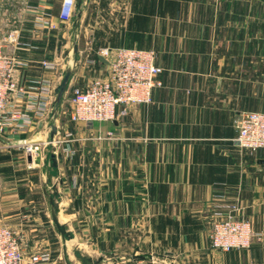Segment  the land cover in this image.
<instances>
[{
  "label": "crops",
  "instance_id": "0c3cea01",
  "mask_svg": "<svg viewBox=\"0 0 264 264\" xmlns=\"http://www.w3.org/2000/svg\"><path fill=\"white\" fill-rule=\"evenodd\" d=\"M62 2L0 0V35L21 42L4 51L27 63L16 80L53 92L26 130L0 133V225L21 236L22 264H84L76 251L93 264H264V148L235 140L242 112H264V0H76L72 23ZM107 46L155 51L162 84L114 121H73L70 90L108 77ZM46 140L38 156L22 146ZM233 203L261 237L214 249Z\"/></svg>",
  "mask_w": 264,
  "mask_h": 264
},
{
  "label": "built area",
  "instance_id": "2783aa9c",
  "mask_svg": "<svg viewBox=\"0 0 264 264\" xmlns=\"http://www.w3.org/2000/svg\"><path fill=\"white\" fill-rule=\"evenodd\" d=\"M76 0H63L60 11L62 21H70L74 15ZM41 22L47 23L43 17ZM20 45L16 30L0 35V133L24 131L33 119L43 116L50 106L52 90L50 82L38 81L37 86L28 87L19 83L15 71L27 63L17 56L4 51L5 41ZM98 55L109 65L107 78H95L85 88L74 87L70 98L71 119L92 124L96 121H114L126 115L132 105L152 102L153 89L161 85L158 78L162 68L156 64L153 50L128 47H101ZM47 68H55L56 63L44 62ZM17 103H20L19 105ZM22 103V105H21ZM21 105V106H20ZM238 135L236 142L242 148L257 151L264 148V112L244 111L236 121ZM112 132L103 138H114ZM51 141H24L22 146L32 157L38 155L43 144ZM237 203L225 206L218 213L210 233L214 249L230 251L248 248L255 237L251 222L241 214ZM24 252L21 236L12 228L0 225V264H22ZM42 257L33 256L32 261L39 264ZM148 264H167L156 256H150Z\"/></svg>",
  "mask_w": 264,
  "mask_h": 264
},
{
  "label": "water",
  "instance_id": "95a60500",
  "mask_svg": "<svg viewBox=\"0 0 264 264\" xmlns=\"http://www.w3.org/2000/svg\"><path fill=\"white\" fill-rule=\"evenodd\" d=\"M82 0H79V3H81ZM68 79H69V71L66 73L63 81L61 82V84L59 85V87L56 89V92H57V102L60 101L64 91H65V88H66V85H67V82H68ZM53 220L55 222V224L58 226V220H57V217H56V213L55 211L53 210ZM59 227V226H58ZM59 229L61 230V228L59 227ZM76 256L78 258H80L84 264H93V261L92 259H90L88 256H85V255H82L79 251H76L75 252Z\"/></svg>",
  "mask_w": 264,
  "mask_h": 264
},
{
  "label": "rangeland",
  "instance_id": "374dc122",
  "mask_svg": "<svg viewBox=\"0 0 264 264\" xmlns=\"http://www.w3.org/2000/svg\"><path fill=\"white\" fill-rule=\"evenodd\" d=\"M70 23H72V20L70 21ZM70 29V30H69ZM68 30L69 31H71V28H69ZM65 76V73H63L62 74V77H64ZM62 80H63V78H61ZM71 92H70V94L68 95V98H69V100H70V98H71V95H72V91L73 90H70ZM56 98H57V92L55 93V97H54V101H53V103H52V108H55V105H57L56 103H55V101H56ZM68 110H69V104L68 103H66V106H65ZM46 141H51V140H46ZM46 141H42V142H46ZM50 144H53V141H51V143ZM46 145H48V144H43V146H42V149H41V151L38 153V155H40L41 153H42V151H43V148L46 146ZM37 155V156H38Z\"/></svg>",
  "mask_w": 264,
  "mask_h": 264
}]
</instances>
